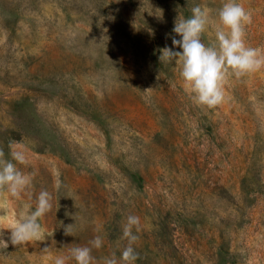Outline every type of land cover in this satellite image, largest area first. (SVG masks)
I'll list each match as a JSON object with an SVG mask.
<instances>
[{"label": "rangeland", "instance_id": "1", "mask_svg": "<svg viewBox=\"0 0 264 264\" xmlns=\"http://www.w3.org/2000/svg\"><path fill=\"white\" fill-rule=\"evenodd\" d=\"M224 2L0 0V149L11 159L15 142L26 163H13L33 177L18 197L0 191V264H54L96 236V264L119 258L130 214L135 264H264V69L229 76L208 108L159 60L182 51L173 28L196 5L213 43ZM238 2L248 45L264 49V0ZM42 190L41 236L12 245L8 228Z\"/></svg>", "mask_w": 264, "mask_h": 264}, {"label": "clouds", "instance_id": "2", "mask_svg": "<svg viewBox=\"0 0 264 264\" xmlns=\"http://www.w3.org/2000/svg\"><path fill=\"white\" fill-rule=\"evenodd\" d=\"M189 18H179L175 22L173 32L181 37H171L172 45L182 51H173L165 46L161 49V62H176L180 66V76L193 94L194 100L208 108L220 105L225 98L224 85L229 76L239 78L264 69V49L252 47L246 41V26L252 23V14L238 0H226L218 9L219 23L215 24V41L206 45L201 37L208 26L213 23L209 9L196 5L191 9ZM11 159H5L0 149V191H7L11 196L18 197L32 182V175L21 172L16 163H26L25 152L15 142H10ZM62 182L57 178L56 187ZM52 194L42 190L36 198L35 207L22 215L8 229L11 230L12 245H24L41 236L40 218L52 209ZM140 218L128 215L123 224L121 239L127 245L120 251L117 258L113 252L103 259V264H135L139 253L134 245L139 240ZM136 229V232L133 229ZM73 224L66 226L65 234L71 235ZM2 235V233H0ZM5 247L8 244L0 239ZM90 246H75L69 249V255H58L54 264H67L75 260L76 264H96L92 249L103 246L100 236L89 241ZM47 251V248L44 249Z\"/></svg>", "mask_w": 264, "mask_h": 264}]
</instances>
